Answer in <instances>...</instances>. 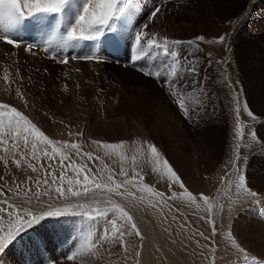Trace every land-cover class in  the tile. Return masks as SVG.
<instances>
[{"label":"rangeland","instance_id":"rangeland-1","mask_svg":"<svg viewBox=\"0 0 264 264\" xmlns=\"http://www.w3.org/2000/svg\"><path fill=\"white\" fill-rule=\"evenodd\" d=\"M167 1H180L172 12L187 15L167 21ZM194 1L151 0L137 11L115 12L106 0H0V126L14 134L0 137V240L38 219L0 247V264H91L96 248L84 255L74 249L93 243L98 231L111 245L124 244L111 264L133 258L142 235L114 208L120 202L164 217L170 242L188 264H264V184H256L264 181L261 9L246 0L223 19L216 0H206L203 10ZM93 3L95 12H85ZM209 10L219 20L215 32ZM111 15L122 20L109 26ZM23 17L51 53L4 40L2 30ZM104 31L120 41L113 50L105 45L102 60L63 54L72 47L69 36L94 39ZM215 129L223 133L217 155L209 141L207 151L194 140L214 137ZM190 175L202 179L204 190L191 194ZM70 197L79 203L40 217Z\"/></svg>","mask_w":264,"mask_h":264},{"label":"bare ground","instance_id":"bare-ground-1","mask_svg":"<svg viewBox=\"0 0 264 264\" xmlns=\"http://www.w3.org/2000/svg\"><path fill=\"white\" fill-rule=\"evenodd\" d=\"M188 1L189 0H186V1L184 0L185 3H188ZM207 1H210V0H207ZM216 1H217L216 3H217L218 8H219L218 14L221 15V18H223V19L230 18L232 14L235 15L238 12H240L243 9V7L245 6V2H246V0H240L239 4H237L235 7H227L226 6V0H221L220 2L218 0H216ZM110 2L115 3V6H114L115 12H117V10H118L117 8H119V9L126 8V9H129L133 12V11L139 10L138 7L140 6V4L141 5H142V3L143 4H147V3L150 4L151 0H106L105 3L110 4ZM194 2L197 3V0ZM199 2L200 3H198V4H196V3L195 4L189 3V4L192 7H194V6L197 7L196 8L197 10H203L205 8L206 4H208V2H206V0H200ZM229 3L231 5L234 4L232 1H229ZM252 4H254L253 6L258 9V12L261 9V12L258 13L259 14L258 16H260V17L256 18V23H260L262 25V26L259 25L257 28L262 29V27H263V30H264V0H262V1L252 0ZM252 4L250 5V8H251ZM180 5H181L180 1H167L166 2L164 7H162V11L163 10L165 11L164 15H166L165 18L167 19V21L178 22L179 20L182 19V17L184 18V16L187 15V12L184 9H183L184 11H182L181 13L179 12L180 14H178V15H176L172 12V11H177L178 7ZM190 5H188V6H190ZM208 7H207V9H208ZM97 8H98L97 4L93 3L92 7H90L89 10H90V12L94 13ZM109 8H110V6H109ZM189 8H191V7H189ZM124 12H126V10H124ZM106 15L107 14H105L104 17H106ZM206 15H207V18L209 21H213V23H216V27L213 30V32H215L216 29H218V27H219L218 18L215 16L214 12H211L210 10L207 12ZM255 16H257V15H255ZM197 18H199V17H197ZM249 23L250 22H248L246 25H248ZM27 30H29V31H27V33L29 34V32H30V30H32V28H29ZM176 46H177V44L175 45V47ZM263 57H264V54H263L262 58ZM249 60H251V59H249ZM263 60H264V58H263ZM245 61H247V60H245ZM250 65H252V64H250ZM254 70H257V69H254ZM209 71L212 72V68H210ZM211 80L215 81L214 74H213ZM0 109L3 110L2 108H0ZM6 111H7V109L5 110V112ZM11 116H12L11 112L8 110V113L5 114L4 121L7 122L11 118ZM0 118H1L0 119V122H1L2 115H0ZM218 120L221 121V118L219 117ZM11 127L13 128V126H11ZM260 130L264 134V129H260ZM215 131L217 133H213L215 135L214 137H208L207 138L205 135H203L204 136V137L202 136L204 138L203 139V138L198 137L195 134L197 137L194 135L195 136L194 140L199 147H201L202 149H205V150H207L208 145L205 146L206 143L204 142V140L209 141L210 142L209 149L211 150V148H215L216 151L214 153L217 155L218 151L220 150L221 135L223 133L221 132L222 131L221 129H215ZM8 135H10V137H8ZM13 135L14 134H13L12 130H9V132L5 133L3 126L2 127L0 126V137L5 136V139L8 138L10 140H13ZM8 139H7V141H8ZM211 142H213V143H211ZM3 144L0 143V151L2 149V146H4ZM204 170L205 169H201V173H200L201 178H202L201 175L204 173ZM198 177L199 176L196 177L194 175H190L189 176L190 183H186L187 187L189 189H193V191L191 193L193 195L197 194L196 191L204 190V188H200L201 187L200 182L202 181L203 178L199 179ZM256 184H258L257 186H259V187L261 185L263 186L264 181H258V182H256ZM181 202H184L186 207H188L189 209H194V207H195V203L191 198H185V199L183 198V200H181ZM77 203H79V198H76V197H70L68 199L62 200L59 203H56V205H53L51 207L44 209L42 214H40V217L52 215L55 213H60V212H62V210L64 211L73 205L75 206ZM113 206H114V208L117 209V211H119V213H121L125 216H129L132 219V221L135 223L136 228L140 231V233L142 235V237L140 239H137V241L134 242L135 249H134V253H133V258L131 257V259H129V260L125 259L126 261L125 260H123V261L119 260V262L121 264H188L186 262L187 260L185 261L181 257L178 250H176L174 248L175 245L173 246V244L170 242V237L167 235L168 232L164 230V223H163L164 217H162L160 214H158L155 211L146 210V212H144L143 211L144 208H143V210H140L138 208L136 209L133 206H130L124 202H120V203L115 204ZM36 220H38V219H34L32 221L30 220L26 224L20 225L9 237L1 239L0 240V247H2L5 243L9 242L11 240V238L22 234L27 229L28 225H30L31 223H33ZM96 234H97L96 236L98 238L94 239V242H96V246L98 248L95 247L94 245H92L94 242L91 243L90 241H88V245L86 247H81V248L76 247L74 250L76 252L78 251V254L84 255L85 253H83V252L85 249L96 248L95 250L92 251L93 254L95 255L96 259L92 260L91 264H99L101 262L103 264L104 263L105 264H111L112 261L117 260V258L119 257V254H121L120 251L125 249L124 244L123 243L122 244H115L113 246L109 243V240L106 239L107 237L106 238H105V236L103 237V233L98 231ZM178 238H180V236ZM110 247H112V248H110ZM111 255H112V257H109Z\"/></svg>","mask_w":264,"mask_h":264}]
</instances>
